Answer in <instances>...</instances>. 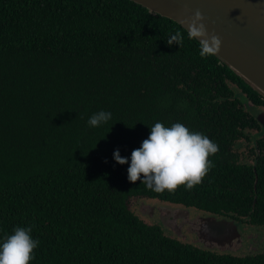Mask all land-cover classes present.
I'll list each match as a JSON object with an SVG mask.
<instances>
[{
  "label": "trees",
  "instance_id": "obj_1",
  "mask_svg": "<svg viewBox=\"0 0 264 264\" xmlns=\"http://www.w3.org/2000/svg\"><path fill=\"white\" fill-rule=\"evenodd\" d=\"M177 31L182 42L168 46ZM199 52L182 26L131 0H0V238L30 227V264H264V244L206 249L141 214L160 202L264 238V129L253 113L264 97ZM100 110L112 118L90 127ZM156 122L218 145L191 189L156 192L114 161Z\"/></svg>",
  "mask_w": 264,
  "mask_h": 264
},
{
  "label": "water",
  "instance_id": "obj_2",
  "mask_svg": "<svg viewBox=\"0 0 264 264\" xmlns=\"http://www.w3.org/2000/svg\"><path fill=\"white\" fill-rule=\"evenodd\" d=\"M131 1L176 22L186 31L188 22L200 11L209 36L215 35L220 40L219 50L214 55L264 97V0ZM257 120L264 129V112L257 115ZM141 209L142 214L150 218L158 217L164 210L175 219L176 213H182L191 220L187 209L168 206L155 210L156 206L145 203ZM163 224L174 227L166 219ZM189 225L196 242L206 249L233 252L243 246V234L234 222L199 216Z\"/></svg>",
  "mask_w": 264,
  "mask_h": 264
},
{
  "label": "clouds",
  "instance_id": "obj_3",
  "mask_svg": "<svg viewBox=\"0 0 264 264\" xmlns=\"http://www.w3.org/2000/svg\"><path fill=\"white\" fill-rule=\"evenodd\" d=\"M202 21V14L196 11L188 22L187 34L199 39V55L205 57L219 50L220 40L215 35L209 36ZM182 40L181 32L177 31L169 36L167 44L170 47L174 42L180 45ZM111 118V112L100 110L93 113L87 123L90 127H99ZM149 128L148 137L140 147L132 150L130 157L121 156L119 148L113 151L116 163L129 165L128 181L139 180L156 192H171L180 185L191 189L199 184L213 166L208 157L218 151V145L180 122L170 126L156 122ZM38 245L30 227L17 226L11 234L0 238V264H30L35 259L34 250Z\"/></svg>",
  "mask_w": 264,
  "mask_h": 264
},
{
  "label": "flooded vegetation",
  "instance_id": "obj_4",
  "mask_svg": "<svg viewBox=\"0 0 264 264\" xmlns=\"http://www.w3.org/2000/svg\"><path fill=\"white\" fill-rule=\"evenodd\" d=\"M256 111H257V113L255 115H256V118H257V115L259 113L264 112V108L256 109ZM151 204L153 206L157 207V209H155V210L161 209L162 207H168L167 205L162 204L160 202L151 203ZM133 205H134V203H133ZM174 208H177V207H174ZM190 212H191V215H190L191 220H189V218H187L185 214L176 213L175 217H176L177 221H175L176 219L174 218V216L171 215L172 213L166 212L164 210H161V212L158 214L159 215L158 217H155V218L146 217V218H148L149 220H155L158 223H161L163 226H164L163 220L166 219L169 224L174 226V227H171L172 229H170L169 227H165L164 226L168 232H170V233H172V234H174L176 236H179L181 238H184L185 240L187 239L186 235H188V237L190 239H194V238H196V236L192 233L193 231H192L191 226L189 224L193 222V219H195V218H197V217H199L201 215L200 214H196V213H194L192 211H190ZM201 217H204V216H201ZM189 221H190V223L188 224ZM240 231L243 234V239H244V243H243L242 248L245 245L244 249H246V248L250 249L249 242H247V239L245 238V237H247V233L244 232L243 230H241V228H240ZM262 242H264V240Z\"/></svg>",
  "mask_w": 264,
  "mask_h": 264
},
{
  "label": "rangeland",
  "instance_id": "obj_5",
  "mask_svg": "<svg viewBox=\"0 0 264 264\" xmlns=\"http://www.w3.org/2000/svg\"><path fill=\"white\" fill-rule=\"evenodd\" d=\"M253 113L256 114L257 111L253 110ZM170 229H172V228H170ZM186 238L188 240L192 241L193 243H195L196 245L198 244L196 242V240H197L196 238L190 239L188 237V235H186ZM245 238L247 239V242H249L250 249H247V248L244 249L245 248V245H244L243 248L241 247L239 249H236L235 251H233V253L239 254V255H245V254H251V253H254V252H258L260 249H262V244H264V242H262V241L264 240V238H261L257 231H255V230L249 231V234ZM220 251L221 252H226L225 250H220Z\"/></svg>",
  "mask_w": 264,
  "mask_h": 264
}]
</instances>
